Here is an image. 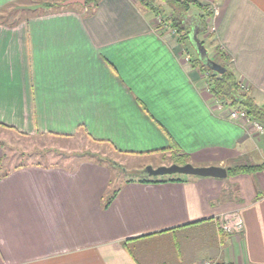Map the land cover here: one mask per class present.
Masks as SVG:
<instances>
[{
  "label": "crops",
  "instance_id": "1",
  "mask_svg": "<svg viewBox=\"0 0 264 264\" xmlns=\"http://www.w3.org/2000/svg\"><path fill=\"white\" fill-rule=\"evenodd\" d=\"M20 1L0 0V128L83 131L120 155L170 164L264 162V133L231 117L193 63L211 68L224 52L264 104V0H199L213 14L192 5L184 43L138 0H35L60 6L10 19L5 7ZM134 168L0 157V264H264V169L219 178ZM235 212L241 231L224 227Z\"/></svg>",
  "mask_w": 264,
  "mask_h": 264
},
{
  "label": "rangeland",
  "instance_id": "2",
  "mask_svg": "<svg viewBox=\"0 0 264 264\" xmlns=\"http://www.w3.org/2000/svg\"><path fill=\"white\" fill-rule=\"evenodd\" d=\"M157 2L165 5L162 0H157ZM36 5L35 0H21L17 4H9L4 10L5 14H12L10 19H13L14 14L17 12L20 14L27 10L26 14L29 11L31 13L29 8H35ZM167 10V12L170 11L168 7ZM23 15L25 14L23 13ZM0 153L1 160H9L10 163L19 167L37 164L43 166L54 164L56 166L73 167L82 160H92L97 163L106 164L115 173H122L126 166L141 168L143 165H154V167H158L159 161H163V165H170L169 159L160 160V156L137 157L120 155L109 145L94 142L83 131L78 132L70 138H60L51 135L23 136L13 130L0 128ZM109 160L115 162V165L120 168H114V164H110ZM127 172L132 177L136 175L135 168ZM209 262L216 264L211 260H207L203 264Z\"/></svg>",
  "mask_w": 264,
  "mask_h": 264
},
{
  "label": "trees",
  "instance_id": "3",
  "mask_svg": "<svg viewBox=\"0 0 264 264\" xmlns=\"http://www.w3.org/2000/svg\"><path fill=\"white\" fill-rule=\"evenodd\" d=\"M141 5L152 10L156 15L166 16V9L164 5L157 2V0H138ZM165 5H168L172 13L169 16L164 17L165 21L176 29L179 33V39L184 43L187 39V30L185 28V21L187 12H189L192 5H196L205 11L202 16L207 17L213 11H209L208 4H203L199 0H162ZM99 0H87V3H93L97 5ZM57 3L44 2L40 3L35 9L44 8L46 10L59 7ZM184 14V18L182 17ZM217 61L224 67L223 72L215 71L211 68L200 65L197 60H193L196 66H199L201 71L207 74V83L211 93L223 104L232 107L233 109L241 108L246 111L247 115L256 121L264 124V104H258L255 97L252 94V87L244 86V83L239 80V77L235 70L232 68V59L224 52L218 51ZM174 162L179 164H185L188 162L187 155L174 156ZM110 164H115L112 160H109ZM259 169H264V162L260 164L246 163L243 161H237L228 166V173L230 175H236L238 173L252 172ZM111 199L105 202V206H108ZM216 264H230L224 262H218Z\"/></svg>",
  "mask_w": 264,
  "mask_h": 264
},
{
  "label": "water",
  "instance_id": "4",
  "mask_svg": "<svg viewBox=\"0 0 264 264\" xmlns=\"http://www.w3.org/2000/svg\"><path fill=\"white\" fill-rule=\"evenodd\" d=\"M75 2H85V0H66L63 2V4H70ZM209 64L212 69L223 72L224 67L214 61L210 60ZM145 170L150 175H166V174H187V175H198V176H205V177H219L224 178L228 175V168L221 165H207V166H196L190 162H187L185 164H179V163H172L170 165H160L158 167H154L152 165L146 166Z\"/></svg>",
  "mask_w": 264,
  "mask_h": 264
},
{
  "label": "built area",
  "instance_id": "5",
  "mask_svg": "<svg viewBox=\"0 0 264 264\" xmlns=\"http://www.w3.org/2000/svg\"><path fill=\"white\" fill-rule=\"evenodd\" d=\"M157 25L163 26L165 28L169 27L170 25L167 23V21H165L164 17L162 15L157 16ZM176 32V30H174ZM244 86L246 87L247 85L244 84ZM221 103V102H220ZM221 105H223L221 103ZM231 117L236 118V117H243L248 119V121L253 122V124L255 125V127L261 132L264 133V124L260 123L259 121L254 120L253 118H251L250 116L247 115L246 111L241 109V108H237V109H233L231 111ZM228 222L224 225V227L226 229H229L230 231H241L243 230L244 227V220L243 217L241 215L240 212H235L232 217L228 218ZM207 264H212V263H207Z\"/></svg>",
  "mask_w": 264,
  "mask_h": 264
}]
</instances>
